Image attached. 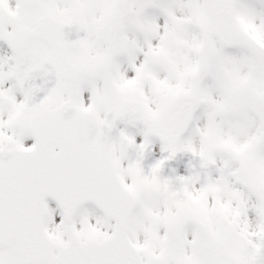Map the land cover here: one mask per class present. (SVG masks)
Segmentation results:
<instances>
[{"label":"snow or ice","instance_id":"1","mask_svg":"<svg viewBox=\"0 0 264 264\" xmlns=\"http://www.w3.org/2000/svg\"><path fill=\"white\" fill-rule=\"evenodd\" d=\"M0 264H264V0H0Z\"/></svg>","mask_w":264,"mask_h":264},{"label":"rangeland","instance_id":"2","mask_svg":"<svg viewBox=\"0 0 264 264\" xmlns=\"http://www.w3.org/2000/svg\"><path fill=\"white\" fill-rule=\"evenodd\" d=\"M26 143H27V144H31L32 141H31V140H28V141H26ZM156 155H157V156L159 155L158 151H157ZM186 160H187V158H185V163H186ZM174 166H175V165H174ZM179 170H180L181 173H183V171H184V169H183V165L180 166ZM50 203H51V202H50ZM58 219H59V218L57 217V220H58Z\"/></svg>","mask_w":264,"mask_h":264}]
</instances>
